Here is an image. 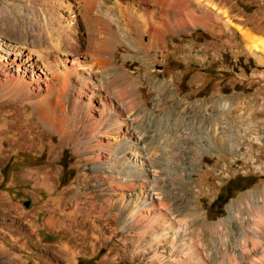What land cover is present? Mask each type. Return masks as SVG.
Segmentation results:
<instances>
[{"label":"rangeland","instance_id":"rangeland-1","mask_svg":"<svg viewBox=\"0 0 264 264\" xmlns=\"http://www.w3.org/2000/svg\"><path fill=\"white\" fill-rule=\"evenodd\" d=\"M207 1L220 15L194 7L196 20L170 21L164 42L154 44L139 33L144 5L137 7L138 0L62 2L77 6L69 29L74 47L83 46L78 35L85 31L91 50L107 47L106 41L115 37L113 58L98 69V83L140 137L142 177L153 184L148 167L153 159L161 174L169 165L170 175L160 174L163 182L157 183L170 199L162 200L164 208L181 214L187 232L194 230L195 216L205 221L199 229L202 261L264 264V0ZM48 6L0 0V45L8 49L0 51L1 59L17 46L8 39L46 43V32L55 30L57 22L65 25ZM112 16L119 22L112 24ZM245 34L256 40L257 50ZM44 64L38 62L22 78L40 81L42 76H33L39 69L43 74ZM68 86L30 98L20 89L9 103L4 101L10 94L0 91V264H150V236L141 239L135 228H126L115 186L118 174L98 167L97 137L84 119L76 87ZM105 123L116 127L112 114ZM141 137L149 142L144 153ZM123 140L133 138L127 134ZM231 204L235 211L229 212ZM74 214L73 223L69 216ZM49 219L62 220L70 231L49 225ZM168 230L172 235L177 227ZM245 243H256L260 250L252 259L241 256Z\"/></svg>","mask_w":264,"mask_h":264},{"label":"bare ground","instance_id":"bare-ground-1","mask_svg":"<svg viewBox=\"0 0 264 264\" xmlns=\"http://www.w3.org/2000/svg\"><path fill=\"white\" fill-rule=\"evenodd\" d=\"M32 1L44 6L52 5L50 7L51 9L50 12H54L56 10L57 11L56 14H58L61 20L65 23V25L63 24L62 26V23L59 24L56 21L57 27L55 28V30H52L51 32L50 31L51 27L50 28L48 27L49 23L48 22H47L48 24L46 23L50 31V32H46L47 35L46 34L43 35L44 37H46V41H48L46 42L47 44L44 43L45 42L44 40H43L44 44L43 43L40 44L36 40L31 42H27V41L21 42L18 40L8 39L13 41L14 45L17 46H15L16 48H14L13 52L11 51L12 53L7 51L9 54L7 57L3 59L0 58V91L5 93L2 94V96L10 94V98H8V100L6 101L2 100V102L4 101L6 103H9L11 100H17L16 96H18L20 89L27 90L28 92L27 97L30 98L31 96H35L40 92L48 93L50 90L55 89V87L58 86L60 87L61 91L64 90V88L68 85H71V88H73L72 87L73 84V86L76 87L75 89L76 91L73 90L74 92H76V98L81 104L82 108L85 110L84 119L85 121H87L88 127L92 129L95 132V134H97V136H95V134L93 135L94 137H97L95 140L96 147L99 149L98 151H100L99 154L97 155L98 167H102L105 170L109 168L114 169L116 170V174H118L116 179L117 184L115 186L118 189V191H120V196H121L120 205H121V209L124 212V216L126 218L125 221L126 228L127 229L135 228L136 232L139 235H141L140 237L141 239H145L146 234L150 236L149 239L151 241L150 244L151 248L150 247L149 248L153 251V254L150 257V264H205L204 261H202L203 259L201 258L199 251L200 249L204 248L200 246L202 244L203 238L201 239L199 229L206 226L205 221L203 219H200L198 216H195L194 222L192 223L193 224L192 228L194 230L187 232L185 230L187 223L183 222L181 218H179L181 214H174V212L171 209L166 210L164 208L165 202H163L162 200H165L166 202H170L169 201L170 199L168 200L169 197L167 198L166 196L168 192L164 190L165 188L163 186L161 188L157 186V183L163 182V178L160 176L161 169L159 168V161L157 160L154 162L153 159L151 160V163H149L150 166H148L147 165L148 157H146L145 159L146 165L149 168H151V175H152L151 181L153 182V184H150L149 181H146L144 177H142L141 169L144 166L143 164L144 162L142 161L143 159V156L141 154L142 152L140 153L141 150L139 151L138 149L139 146L137 141L139 135L136 136V131L133 129H129L127 127L128 125L127 121L129 120L127 116L124 117L125 113L123 112L122 108L118 107L119 110L117 109L115 110L114 108H112V101L104 93L103 84L98 83L96 77V73L98 69L101 68V66H104V64L109 63L110 60L113 58V51L112 48H110L111 47L110 43L116 42L115 37L111 36L110 39L112 42L106 41L107 44L106 43L105 44L107 47H105L104 45L100 50H96V49L91 50L90 49L91 47H89V43H88L89 42L88 32L85 31V32H81L78 35L79 42H81L82 43L81 45L83 46H80V44L78 45L77 43L74 42L75 44L78 45L77 47H74L71 44L72 39L70 37L72 31L69 29H70V24L74 22L70 18H74L73 15L75 14V10L77 11V6H73L71 8V5L67 6V3L62 2L63 0H32ZM138 1L139 4L137 5V7H139L140 4L144 5L143 6L144 13L140 18L141 24L138 23V28L141 29L140 31L139 30L138 31L143 35H148L149 41L153 44L154 42L156 43L164 42L167 33L171 29L170 21H174L175 23H186L191 19L196 20L195 8L204 11V9L208 7L211 9V11L215 10V12H217L218 14L221 13L219 9L215 7V5L211 4L207 0H138ZM151 4L155 6L157 5L158 9L150 11L149 7ZM53 5H57L58 7H55ZM53 9L55 10L52 11ZM86 11H90V10H86ZM86 11H85V15L87 14ZM205 11L207 12L208 15L213 14L211 13V11H209V9H205ZM53 18L55 19V17ZM110 18L112 19L113 22L112 24L119 22L118 18H115L113 16ZM155 19L159 20V22H155ZM106 25L107 23L105 22V26ZM47 27L45 29H47ZM42 29L44 30V28ZM9 34H11V32ZM4 35H6V33ZM0 36L3 37V34H0ZM53 36H55L56 38H54ZM245 36L247 40H249L251 45L256 49L257 48L256 40H254V38L248 36L247 34H245ZM37 37L39 36L37 35ZM44 37L41 38L44 39ZM52 37L56 41L55 43L51 41ZM3 47L4 45H0V51L6 52V50L8 49ZM263 52L264 49L262 50V53ZM80 57L83 60L80 59ZM88 57L91 60L96 61V64H94V62L92 63L86 62ZM103 57L104 58L106 57L107 61L106 59L104 60ZM48 59H51L53 64L51 63L49 64L48 63L49 61L47 62ZM42 61L46 62V64L42 66L44 67L43 74L42 72H40V69L37 68L39 69V74L34 73L33 76L35 80H36L35 77L42 76L40 81L34 82L31 81L29 78L28 79L22 78L24 72H30L32 70H35L36 67H38L37 66L38 62L42 63ZM75 62L78 63L75 64ZM58 72L60 74H58ZM68 87L70 88V86ZM60 89L59 90L57 89L56 92L57 91L59 92ZM65 93H69V92L67 91ZM1 98L4 99V97ZM96 103L99 105H96ZM110 114H112L114 121H116V127H114L112 123L109 124L105 123L107 117H109ZM198 123L199 126H201V123L200 122ZM204 126L205 124L203 125V127ZM127 134L128 137L130 136L133 138L132 141L128 140L126 142L123 140V137ZM143 140L145 142L144 144L145 146H143V153H144V151H148L147 148L149 147L148 146L149 142L148 141L146 142L145 139ZM213 149L214 147L210 148L209 151H212ZM170 173L171 172L169 171V165H168L167 171L161 175L169 176ZM155 174L157 175V177ZM118 177L120 179H118ZM111 186L112 184L110 185V187ZM159 196H161V199ZM163 197H165V199H162ZM234 206H235L234 204L229 205L227 208L228 211L229 212L235 211ZM159 210H164L166 213L165 216L156 215L155 212ZM69 217L73 223L76 221L77 218L76 214ZM49 220H48L49 225L55 226V224H59L64 228V230L70 231V229L66 228L62 220L60 219H49ZM169 227L170 228L177 227V232L171 235L170 231L168 230ZM243 249H245V251H242L245 255L243 254L241 256H245L244 258L246 259L257 255L258 252L260 251L256 243L255 244L251 243L250 247L248 246V244H246V246ZM242 258L241 261H243ZM242 263L245 262L243 261Z\"/></svg>","mask_w":264,"mask_h":264},{"label":"trees","instance_id":"trees-1","mask_svg":"<svg viewBox=\"0 0 264 264\" xmlns=\"http://www.w3.org/2000/svg\"><path fill=\"white\" fill-rule=\"evenodd\" d=\"M235 184H236V182H234V183L232 182L231 185H229V186L233 187V186H235ZM227 191H228V188L225 190V194L227 193ZM220 198H221V196H218L216 201H219ZM228 199H229V197H228V194H227L224 203H226ZM220 212H221V214H223L222 207L220 208Z\"/></svg>","mask_w":264,"mask_h":264},{"label":"built area","instance_id":"built-area-1","mask_svg":"<svg viewBox=\"0 0 264 264\" xmlns=\"http://www.w3.org/2000/svg\"><path fill=\"white\" fill-rule=\"evenodd\" d=\"M198 122H200L201 123V125H204V124H206L205 123V121H198ZM204 150V149H203Z\"/></svg>","mask_w":264,"mask_h":264},{"label":"water","instance_id":"water-1","mask_svg":"<svg viewBox=\"0 0 264 264\" xmlns=\"http://www.w3.org/2000/svg\"><path fill=\"white\" fill-rule=\"evenodd\" d=\"M29 205V202H25L24 206L27 207Z\"/></svg>","mask_w":264,"mask_h":264}]
</instances>
